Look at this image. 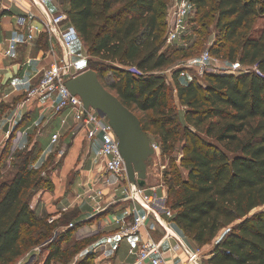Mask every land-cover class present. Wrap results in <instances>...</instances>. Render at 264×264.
Wrapping results in <instances>:
<instances>
[{
	"label": "trees",
	"instance_id": "1",
	"mask_svg": "<svg viewBox=\"0 0 264 264\" xmlns=\"http://www.w3.org/2000/svg\"><path fill=\"white\" fill-rule=\"evenodd\" d=\"M167 1L62 0V5L87 48L88 69L139 117L163 153L186 140L182 166L187 176L176 172L168 189L175 224L199 247L226 230L207 264H264V210L253 213L264 207V23L256 28L258 20L264 22V0H191L200 28L216 20L224 40L216 55L211 53L249 70L209 74L205 84L181 83L177 74L184 126L160 73L176 62L166 39ZM108 71L110 85L104 82ZM38 149L35 143L18 152L17 172L0 184V264H14L50 241L58 226L38 220L28 198L44 183L45 166L32 168ZM57 239L49 243L53 250L46 264L66 254Z\"/></svg>",
	"mask_w": 264,
	"mask_h": 264
},
{
	"label": "crops",
	"instance_id": "2",
	"mask_svg": "<svg viewBox=\"0 0 264 264\" xmlns=\"http://www.w3.org/2000/svg\"><path fill=\"white\" fill-rule=\"evenodd\" d=\"M47 8L55 13L63 9L62 1L59 4L50 3ZM32 14L41 16L40 10L33 5L31 0H0V173L4 172L3 168H9L4 167L6 148L9 145V140L4 138V133L9 128L7 117L11 116L16 105L26 97L30 85L36 81L41 71L50 65L52 60L47 55L51 44L57 52H61L60 41L45 32H41L32 43H27L28 26ZM11 41L18 43L17 49L10 56L4 57L3 52L9 48ZM80 52L82 54H79ZM73 54L76 58L88 56L87 48L82 40L74 44ZM175 94L178 100L176 88ZM55 96L30 105L25 109L22 120L16 125L17 129L25 133L31 148L35 143L40 148L46 141L42 156L37 158L34 166L35 169L46 166L47 173L49 171L53 176L51 188H41L40 192L37 191L32 196L31 209L40 221L56 219L54 224L58 226L54 230V235L70 231L69 225L72 223L76 226L95 219L99 220L98 224H101L103 228L111 225L120 229L129 219L131 207L130 201L127 200L129 185L128 183L120 185L114 176L106 174L97 162V155L94 161L91 159L92 147L97 145L99 149L100 139L90 143L85 139L84 134L80 133L68 143H63L62 136L57 144L52 145L51 136L59 129V116L55 115L52 109ZM177 102L180 119L184 120L185 108L179 104V100ZM44 121H47V124L38 136L37 131ZM66 132L64 130L62 133ZM59 152L64 154L60 156ZM72 172H74L73 175ZM43 174H46L45 171ZM71 176L72 179H70ZM153 187H157V191L163 189L165 197L168 198V189L164 185ZM153 187L143 189L152 194ZM92 189H104V195L90 200L85 194ZM113 205L117 206L111 212L109 207ZM65 218H71V222L64 223ZM149 230L154 240L164 241V232L158 223L153 221ZM174 231L183 243L164 242L163 250L168 264H188L189 252L199 253V259L194 264H207L213 248L221 238L218 236L212 244L199 247L191 238L184 235L177 224L174 225ZM140 239V235L109 239L108 244L102 248L103 250L106 248L108 253L103 255L101 250L98 257L103 261L101 264H133L135 258L129 254V249L137 246L141 242ZM48 242L51 243L52 239L41 245ZM123 246L127 249L126 259L122 254ZM49 255V251L45 248L41 252L31 249L14 264L21 261L25 264H36L41 257L46 263Z\"/></svg>",
	"mask_w": 264,
	"mask_h": 264
},
{
	"label": "built area",
	"instance_id": "3",
	"mask_svg": "<svg viewBox=\"0 0 264 264\" xmlns=\"http://www.w3.org/2000/svg\"><path fill=\"white\" fill-rule=\"evenodd\" d=\"M31 1L40 10L41 16L30 15L27 43H32L41 32H45L60 41L61 52H57L54 45L51 44L47 55L52 60L50 65L41 71L36 81L30 85L26 97L16 105L11 116L7 117L9 128L5 131L4 138L9 140V145L6 148L7 155L4 167H12L18 152L31 149V144L26 139L25 133L16 128V125L25 115V109L36 102L40 103L39 101L48 100L56 95L52 109L54 114L59 116V129L51 136L52 145L60 141L64 130H72L75 137L82 133L90 143L100 139L101 146L96 157L99 166L106 174L114 176L120 185L125 183L129 185L127 188V200L131 203L129 219L119 232L118 238L140 235L141 242L129 249V254L135 258L133 264H168L163 250L164 242L176 241L183 243L174 231L175 212L168 206L167 197L157 198V187L152 188L154 195L147 193L143 188H139L137 191L133 190L128 182L125 162L119 149L118 137L110 125L109 119L93 108L86 109L81 97L73 95L66 87V76L75 78L88 70L87 64L90 57L76 58L73 54L74 44L81 39L76 29L68 22V16L63 9L52 13L47 8L48 4H59L62 0ZM195 13L196 6L191 0H170L167 11L166 32L168 45L177 44L188 47V40L193 35L191 19ZM17 44L16 41H11L9 48L3 52V56H10L17 49ZM187 65L177 63L173 66L179 79L184 78L186 81H192L198 78L203 79L209 74L237 75L240 72L249 70V67L241 66L238 63H230L214 56L210 50L204 51L189 66ZM132 70L139 73L135 68H132ZM190 70H193L195 76L189 75ZM252 70L258 72L256 67ZM46 124L47 121H44L39 126L38 136L41 135L42 128ZM151 146L155 151L154 158H160L162 154L161 145L151 140ZM59 154L62 156L64 153L59 152ZM32 168L35 169V166L32 165ZM103 195L104 189H92L85 194L90 200H95ZM153 221L163 229L164 241H156L151 236L149 229ZM48 222L54 224L56 219L51 218ZM74 227L75 224L73 223L69 225L70 229ZM48 244L49 242L36 247L33 251L41 252ZM107 253L106 248L102 250L103 255ZM189 254L188 264L196 263L199 259V253L189 252ZM18 264L25 263L21 261Z\"/></svg>",
	"mask_w": 264,
	"mask_h": 264
},
{
	"label": "rangeland",
	"instance_id": "4",
	"mask_svg": "<svg viewBox=\"0 0 264 264\" xmlns=\"http://www.w3.org/2000/svg\"><path fill=\"white\" fill-rule=\"evenodd\" d=\"M165 2L168 3L167 0ZM192 23V30L194 35H192L191 38H189V45L186 48L185 46H180L177 44H171L168 45L170 48L171 53L176 57V62L172 64L171 66L163 69L160 73H162L166 79L167 87L169 90V96L172 104L178 105V100L176 99L175 94V76L178 73L174 72L173 66L177 63H183L188 64L189 66L192 61H194L196 58H198L204 51L210 50L214 55V51L216 49L221 48L220 45L224 42L222 39V35L220 32L217 31L216 20H211L208 24V28H200V24L196 22L195 15L192 16L191 19ZM264 22L258 20V23L256 25V28L263 25ZM196 29H199V34L196 32ZM79 54H82L80 52ZM77 54V55H79ZM218 57V56H217ZM222 59V56H219ZM225 60V59H223ZM226 61V60H225ZM87 67H90V64H87ZM118 67V66H115ZM191 69V67H190ZM193 70L189 71L190 76H195V73L192 72ZM111 71H108L106 73V78H104V82L107 85H110L112 82V75ZM199 82L205 84L207 81V78L203 79H197ZM181 83H187V81L184 78H180ZM179 122L181 123V126H184L185 120H181L179 116ZM150 139L153 141H158L155 136L152 134H148ZM45 136V135H44ZM43 136V137H44ZM46 136H48V133H46ZM62 141L63 143L70 142L75 136L73 135V131L69 130L66 133H63L62 135ZM203 136V135H202ZM205 139L210 141L211 143H216V141L212 138H208L203 136ZM47 138V137H46ZM46 140V139H43ZM46 145V141L43 142L42 146L38 149L36 158L42 156V151L44 150ZM187 142L185 139H181L175 149L167 154H164L162 151V154L160 158H154L153 165L148 169V179L146 182L145 188H150L153 186H160L164 185L167 189L170 188V186L175 183L174 175L176 172L180 173V176L182 179H185L187 176L188 171L183 168L182 166V159L185 156L186 153V147ZM98 146L94 145L92 147V154L91 159L94 161V158L97 155ZM27 151V150H26ZM24 153V152H23ZM40 159V158H39ZM20 160L15 159L13 161V166L10 168H6L3 173H0V184L9 182L17 172V168L19 166ZM32 169V168H31ZM45 166V173L43 175L44 177V183L42 185V189H49L52 187V180L53 176L51 172L46 171ZM74 172H72L73 175ZM72 179V176L71 178ZM80 180V179H79ZM78 180V183H79ZM40 192V191H39ZM31 195L30 197L34 196L35 192L32 190L30 191ZM154 195V193H152ZM157 198L163 199L165 198V193L163 189H158L157 191ZM117 205H113L109 207V211L113 212ZM264 210V207L258 208L253 213L257 211ZM67 222H71V218H67ZM97 220V219H95ZM91 221L89 223L79 224L76 225L74 228H71V230L67 232H63V235H60L58 238V235H52V241L57 240L63 241L61 243V250L66 251L65 256H60L56 260L52 261L51 264H101L103 261L100 260L98 257L100 256V252L102 249V246L107 245L110 241L109 239L115 238L117 239L119 237V232L123 229L124 226H121L120 229H118L117 226H106L102 227L101 224H98L99 220L97 221ZM96 222V223H94ZM229 230V229H227ZM226 232V230H223L221 234H219V237H222V235ZM65 236V238L63 237ZM116 236V237H115ZM112 241V240H111ZM57 243V242H56ZM51 245H47L45 249L49 251V253L52 252L53 247H49ZM44 252V251H43ZM122 254L123 258L127 255V249L126 246L122 247ZM36 264H46L44 263V258L41 257L37 261Z\"/></svg>",
	"mask_w": 264,
	"mask_h": 264
},
{
	"label": "water",
	"instance_id": "5",
	"mask_svg": "<svg viewBox=\"0 0 264 264\" xmlns=\"http://www.w3.org/2000/svg\"><path fill=\"white\" fill-rule=\"evenodd\" d=\"M66 87L73 95L81 97L86 109L93 108L109 119L119 140L130 186L134 191L144 188L155 151L139 117L102 84L98 73L92 69L75 78L66 76Z\"/></svg>",
	"mask_w": 264,
	"mask_h": 264
}]
</instances>
